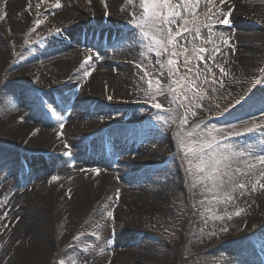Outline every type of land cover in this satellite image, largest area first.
<instances>
[{
	"label": "bare ground",
	"instance_id": "1",
	"mask_svg": "<svg viewBox=\"0 0 264 264\" xmlns=\"http://www.w3.org/2000/svg\"><path fill=\"white\" fill-rule=\"evenodd\" d=\"M68 1L59 0L61 6L56 7V0H0V63L4 70L0 77V144L17 145L18 151L29 160L27 172H18L11 167L3 170L1 175L4 176L0 179L1 251L4 257L14 261L40 244L35 232L48 218L58 222L71 214H79L81 224L95 222L98 225L103 220L100 211L103 204L107 207L106 212L116 217L125 210L131 211L136 204V209L152 208L153 205L142 202L141 195L149 192L162 194L164 190L162 186L149 187L155 178L145 180L146 185L142 184L144 180L138 186L116 183L115 180L130 176L137 169L135 164L124 159L115 161L110 153L105 156L109 151H116L112 144H108L109 151L106 148L96 151L93 143L94 139L97 141L105 134L103 125L123 118H130L127 120L129 124H142L143 117L132 118L133 113L126 110L119 116L121 118L108 120L109 116L102 117L99 110L87 111L85 108L89 102L102 98V91L95 90L94 83L115 81L121 73L124 74L129 63L126 47L134 45V38L130 28L126 27L130 19H125V13L118 5L128 1L108 0L109 5H96L90 0L79 8ZM192 3L196 8L201 7L198 11H210L211 19L207 23H196V26L208 25L204 36L209 41L204 46L207 51L203 53L208 56L204 63L219 74L209 88L212 98L225 96L230 88L242 84L245 91L236 108L251 105L263 108L264 0H225L223 4L220 0H200L196 4L194 0ZM226 16L230 21L227 25L221 22ZM241 21L252 23L250 26L254 30L234 27ZM25 23L32 27L22 36L17 24L22 26ZM52 23L56 24L50 26L51 29L57 28L59 33L45 34L43 30ZM118 33L121 37L111 38L113 35L117 37ZM79 36L85 42L97 41L98 49L101 40L105 39L110 49L103 50L104 56L75 49L71 42L77 41ZM98 49L95 50L97 53ZM106 53L110 56H105ZM87 57L91 60L85 63ZM79 81L78 88L72 86ZM17 82L28 86V95L34 90L32 96L27 95L28 105L17 102L21 99L20 93L12 88ZM45 89L57 94L66 93V98L59 100L58 108L53 106L62 119L53 115L50 109L32 114L33 106L39 104L35 102L36 95ZM115 103L127 104V101L121 98ZM23 104L25 108H22ZM41 106L45 107L44 104ZM260 120L263 124L259 130L244 136L240 145L234 147L239 150L247 147L257 160L243 164L244 160L249 161L250 155L246 151L238 153L237 149L234 151L236 155L229 154L230 166L223 170L227 174L223 175L224 180L228 181V175H231L235 181L231 180L237 184L232 191L240 202L238 219L242 221L249 219L248 211L251 210L248 206L264 203V188L260 187L264 184V118ZM189 141L195 149L196 143ZM57 152L70 155L62 157ZM84 153L89 154L83 159ZM140 159L149 162L148 158ZM96 169L99 173L94 171ZM13 173H17L16 176ZM238 182L245 187L240 188ZM106 200L112 201L113 206L108 207ZM114 222L112 227L116 231L123 230L119 222L116 225ZM95 231L98 232L97 228ZM247 235H242L232 264H264V245H259L260 242L264 244V218L256 229V239L245 241ZM110 249L104 253V258L117 255L115 260L121 259L120 254L127 250L114 249L111 252Z\"/></svg>",
	"mask_w": 264,
	"mask_h": 264
},
{
	"label": "rangeland",
	"instance_id": "2",
	"mask_svg": "<svg viewBox=\"0 0 264 264\" xmlns=\"http://www.w3.org/2000/svg\"><path fill=\"white\" fill-rule=\"evenodd\" d=\"M92 1L96 5H109L108 0ZM127 1L128 3L118 5L124 11L125 19H130V24L126 27L130 28L129 32L134 38V45L126 47L130 56L129 63L125 66L124 74L121 73L115 81L101 80L94 83L95 90L102 91V98L89 102L85 108L87 111L93 108L99 110V115L103 114L102 117L109 116L108 120L121 118L119 116L126 110L133 113L132 118L143 117L140 121L142 124H129L127 120L130 118H123L117 122L111 121L107 126L103 125L105 134L95 136L100 137L97 141L94 139L93 143L96 145V151H101L104 140L107 146L112 144L113 150H116L110 151L109 156L112 159H124L125 162L130 160L135 164L137 169L132 171L130 176L115 180L116 183L138 186L144 180L142 184L146 185L145 180L147 182L148 179L155 178L149 187L162 186L163 193L140 194L142 202L153 205L152 208L136 209V204L131 211L125 210L116 217L109 216L106 205H101L103 220L99 226L97 223L95 225V222L81 224L82 216L79 214H71L58 222L48 218L35 232L40 244L22 257L15 258V261L4 257L0 242V264H60L61 261L64 264H232L238 254L239 243L243 240L242 235L249 233L247 237L253 239L251 234L256 232L261 219L264 218V203L260 202L248 206L251 211H248L247 221L238 219L236 213L240 202L238 203L232 191L237 186L233 182V176L228 175L233 181L218 184L205 178L206 173L200 171L204 166L202 161L207 162L210 155L229 156L236 153L234 151L237 149L238 153L246 151L250 155L249 161L244 160L243 164L257 160L247 147L241 150L234 147L240 145L239 142L244 136L252 134L253 131L257 132L263 124L260 119L264 118V107L251 105L236 108L245 91L242 84L230 88L225 96L212 98L209 88L217 81L219 74L207 68L204 62L208 54L200 52L209 41L204 36L208 31L205 27L208 25L196 26V23H207L209 18L211 19L209 9L198 11L201 7L196 8L193 3L189 5L192 10L190 14L180 9L183 19H177L176 24L171 27L173 35L177 29L183 32V35L177 37L175 47L169 46L171 52L177 54L172 58L178 61L176 69L169 72L170 66L166 62L168 54L158 55L157 51L146 47L149 42L143 40L139 29L134 27L143 14L142 5H139V0ZM68 2L79 8L90 3V0ZM177 2L178 0H173V3ZM55 24H49L43 32L52 34L50 26ZM251 24L241 21L234 27L253 31ZM31 27L27 23L22 26L17 24V30L22 36L26 35L25 32ZM184 29L189 31L184 32ZM196 30H199L198 36ZM102 42L100 50L97 41H87L85 44L74 41L71 45L75 49L88 50L96 56H104L103 52L110 49V44L105 45V40ZM97 49L101 53H97ZM106 54L105 56H110L109 53ZM201 55L203 59H200ZM3 72L0 63V77ZM149 80L152 81L151 86ZM157 82L163 89L162 94L156 87ZM170 87L174 88L175 92L169 91ZM12 88L20 93L21 99L17 102H26L28 105V86L17 82ZM40 92L42 101L39 102L45 107H34L32 114L45 112L49 104L58 108L59 100L61 102L67 96L64 92L57 94L47 89ZM109 96L112 97L111 100L108 99ZM121 98H124L127 104L115 103ZM155 103L161 104L162 109L155 108ZM185 115L186 124L181 122ZM189 132L192 133L191 136H188ZM181 137L184 138L183 143ZM189 140L196 143L195 151L188 150L193 148ZM209 143L210 149L207 147ZM16 146L0 144V179L4 176L1 175L3 170L5 172L11 167L12 170L20 169V152ZM201 146L203 151H200ZM62 153L57 152L58 155ZM88 154L84 153L83 159L87 158ZM24 155L22 156L25 157ZM141 157L148 158L149 162H142ZM25 159L29 163L28 158ZM208 173H211V169H208ZM221 179L224 180L223 176ZM229 195L231 200L227 199ZM111 202L106 203L108 207L112 205ZM114 220V224L119 222L123 230L116 231L114 226L112 227ZM96 228L98 232L95 231ZM107 228L115 234L114 240L109 239L105 231ZM110 247L111 252L114 249L127 250L125 254H120L121 259L115 260L117 255L106 259L104 253ZM126 254L130 255L127 257Z\"/></svg>",
	"mask_w": 264,
	"mask_h": 264
},
{
	"label": "snow or ice",
	"instance_id": "3",
	"mask_svg": "<svg viewBox=\"0 0 264 264\" xmlns=\"http://www.w3.org/2000/svg\"><path fill=\"white\" fill-rule=\"evenodd\" d=\"M140 4L143 8V14L140 17V21L134 24V27L139 29V35L143 40H147L149 43L146 47L151 48L152 50L157 51L158 55H164L165 53L168 54L167 65L170 66L168 68L169 72H172L173 69H176L178 61L173 59L172 57L176 56V53L171 52L170 47H175L177 42V37L183 35L179 29H177L175 35L172 32V25L176 24L177 19H183L182 12L180 9L183 10L184 13H191V9L189 5L192 4L193 0H178L177 3H173V0H139ZM200 0H195L196 4H199ZM220 3H225V0H220ZM59 0H56V7H60ZM219 11V9H218ZM230 15V13H228ZM224 24H229L230 21L225 17L221 21ZM37 24L40 21L36 22ZM184 32L189 31V29H184ZM199 35V30H197V36ZM187 51V49H185ZM206 49H200L201 54L206 52ZM203 55L200 56V59H203ZM91 60V57H87L85 63ZM83 67V64L81 65ZM90 74V73H85ZM149 86H151L152 81H148ZM158 91L162 94L163 89L160 86V83L157 82L156 85ZM169 91L175 92L174 88H169ZM153 99L155 97H152ZM186 99V97H184ZM109 100L112 99L111 96L108 97ZM179 100V97L177 98ZM239 102V101H238ZM157 109H162V105L159 103H155L153 105ZM48 108L52 111L53 115H57L55 109L53 108L52 104L48 105ZM58 119H62V116L57 115ZM162 119V118H161ZM181 122L186 124L187 118L186 115L181 118ZM248 131H252V129H248ZM192 133L189 132L188 136H191ZM184 142V138L181 137V143ZM207 147L210 149L211 144L209 143ZM189 151H195L194 148H189ZM200 151H203V146H201ZM65 155H70V153H65ZM232 155H236L233 153ZM230 156L224 154H215L210 155L209 160L207 162L202 161L203 167L200 168V171L205 172V178L212 179L214 183L224 184L231 181L232 177H228V181L221 179L223 175H227L223 170L230 166L229 164ZM208 169H211V173H208ZM99 173V169L94 170ZM238 171V170H237ZM52 179H57V177H53ZM240 188H244V184L239 185ZM260 187L264 188V184L260 185ZM228 200H231L232 197L229 195L227 197ZM239 215V211L236 213ZM109 216L112 213H108ZM217 219L219 217H216ZM60 264H64L63 261Z\"/></svg>",
	"mask_w": 264,
	"mask_h": 264
}]
</instances>
